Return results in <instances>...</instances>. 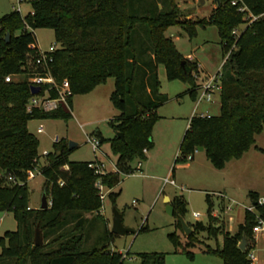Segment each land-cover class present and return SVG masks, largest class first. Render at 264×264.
<instances>
[{
	"label": "trees",
	"instance_id": "16d2710c",
	"mask_svg": "<svg viewBox=\"0 0 264 264\" xmlns=\"http://www.w3.org/2000/svg\"><path fill=\"white\" fill-rule=\"evenodd\" d=\"M217 1L210 18L199 21L182 20L176 0H30L32 9L26 16L17 9L0 17V211L12 213L17 221L15 231L0 237V264H124L125 259L122 252L106 244L83 247L89 221L91 227L94 221H103L110 241L118 235L109 229L101 213L103 202L96 187L99 177L89 167L90 161L69 159L66 138L53 143L54 151L46 154L47 165L41 169L50 206H29L27 182L39 164L40 144L27 124L33 118L67 121L72 117V98L68 106L60 103L54 111L35 107L28 111L33 96L28 79L35 72L48 69L58 85L67 79L74 95L88 93L110 78L115 80L110 100L120 114L109 124L124 138L115 135L109 139L118 172L101 178L111 190L119 184L122 173L134 171L132 162L146 159L144 150L153 148L152 132L160 118L157 110L168 101L161 93L158 66L164 65L167 79L188 81L189 94L195 99L198 96L199 64L179 51L173 36L166 34L167 28L179 25L193 37L197 26L213 23L221 37L223 55L229 53L221 68L220 113L189 119L176 162L202 149L213 166L222 169L252 147L264 153L255 138L264 130V16L253 21L245 18L249 12H264V0ZM242 5L249 11L240 10ZM241 24L245 26L241 28ZM45 27L54 29L57 43L47 68L37 64L40 47L34 31ZM236 28L238 35L233 33ZM19 74L25 78L6 81L9 75ZM45 91L51 98L59 97V91L49 84L41 86L40 95ZM108 196L115 203L119 193L109 191ZM250 196L255 211L246 209L235 233L225 231L221 248L206 249L223 264L253 263L248 258L250 242L259 217L264 218V204L257 203L259 193L251 191ZM206 198L209 222L189 225L193 232L186 237V249L196 246L201 232L218 236L211 223L216 217L210 195ZM172 203L178 216L184 217V198L176 196ZM178 219L176 226L183 230ZM36 226L43 232L42 245L34 243ZM169 237L175 245H182L178 233ZM243 238L247 244L242 251ZM185 253L189 258L194 255ZM139 257L142 264H166L162 252L139 253Z\"/></svg>",
	"mask_w": 264,
	"mask_h": 264
},
{
	"label": "rangeland",
	"instance_id": "374dc122",
	"mask_svg": "<svg viewBox=\"0 0 264 264\" xmlns=\"http://www.w3.org/2000/svg\"><path fill=\"white\" fill-rule=\"evenodd\" d=\"M176 1L182 12V20L209 19L218 6L217 0ZM17 9H19L17 0H0V17ZM31 9L30 0L21 2L20 12L23 16H26ZM244 26L245 24H241L240 27ZM34 31L41 49L49 48L52 44L57 45L53 28H37ZM166 34L173 36L177 48L183 55L192 53L199 63L200 70L196 73L198 83L196 88L199 96L200 87L209 75L221 70V64L225 59L216 25L208 23L206 26H197L196 35L193 37L179 25H172L167 28ZM1 40L0 35V43ZM157 70L161 93L168 96V101L157 110L160 118L152 132L153 148L145 154L146 159H136L132 162V168L136 169L139 161H142L143 175L136 170L134 175L122 173L119 184L111 191L119 193L116 202L113 203L109 196L103 202L109 229L112 227L115 207L123 214L124 226L136 229L137 233L116 236L110 241L103 221H94L92 227L89 221L86 224V240L83 247L91 249L106 244L114 251L123 253L124 264H142L139 253L156 252L166 254V264H223L219 257L207 253L206 249L208 246L221 248L225 231L235 233L238 230V225L244 221L246 209L253 205L251 191H259L264 196V153L252 147L248 153H244V158L242 155L240 159L231 160L222 169L215 168L202 149H197L193 153L194 159L186 158L176 162L177 157L180 156L179 147L189 126V119L201 114L219 115L220 96L216 94L213 102L204 100L197 105L198 96L195 99L189 94L188 81L167 79V70L163 64H160ZM24 78L23 74L17 77L12 75V80ZM32 78L33 75H30L28 80L31 85H35ZM114 89L115 80L110 78L88 93L74 95L72 117L67 121L60 118L30 119L27 127L37 136L40 144L39 164L32 171L27 182L31 209L41 206L46 182L41 169L47 165L46 154L54 151L53 143L57 138L59 140L66 138L76 143L69 152L68 157L71 161H91L97 157L106 162L108 168L113 167L111 160L115 163L117 156L112 151L109 139L115 137L116 133L109 122L120 114L110 100ZM40 125L43 126L41 133L38 132ZM88 135L99 140L103 139L100 152H94L93 146L87 141ZM255 138L256 145L264 149V130ZM174 166L173 176L171 173ZM171 176L176 180L177 186L165 185L164 180ZM180 187L184 188L180 189ZM208 194L213 212L216 214L214 216L216 218L211 223L219 231L218 236L201 232L198 234L199 241L196 246L186 249L184 245L186 235L176 226L177 215L168 214L166 197L184 198L187 213L183 218L188 225L198 221L207 225L210 219L207 209L209 203L206 198ZM170 204H173L172 201ZM194 212H199L200 216L195 217ZM16 228L17 221L14 215L0 211V237L6 231H15ZM173 232L179 234L182 245H175L171 241L169 235ZM259 240L258 246L253 250L256 246L253 234L250 252H254L256 256V264H264V232L260 233ZM185 250L193 252V257L189 258Z\"/></svg>",
	"mask_w": 264,
	"mask_h": 264
},
{
	"label": "built area",
	"instance_id": "2783aa9c",
	"mask_svg": "<svg viewBox=\"0 0 264 264\" xmlns=\"http://www.w3.org/2000/svg\"><path fill=\"white\" fill-rule=\"evenodd\" d=\"M23 0H17V4L19 5V10H20V6H21V2ZM234 3H236V1H234ZM240 10H248V7L246 5H242L239 7ZM260 16H264V12L255 14V13H247L245 15L246 19H249L250 21H253L254 19L260 17ZM233 33H235L236 35L239 34V29L236 28L233 30ZM56 49V44H52L50 45L49 48H45V49H41L40 48V53H39V57L37 59V64L44 66L45 68H47L48 66V62L51 61L53 59L52 53L55 51ZM229 54V53H228ZM227 54V55H228ZM227 55L225 56V58L227 57ZM191 55H189L190 57ZM225 60V59H224ZM224 62V61H223ZM222 65V64H221ZM221 78H222V69L220 71H217L215 74L213 75H209L208 79L206 80V82L203 83V85L200 87V95L198 96L197 99V105L200 104L201 102L208 101V102H213L214 101V95L221 93L222 87H221ZM7 82H11L12 81V75H9V77L6 78ZM32 81L34 82V84L36 86H42V85H46L49 84L50 87H54L57 89V91H59V97L57 98H51L48 95V91H45L46 94L45 95H33L30 100H29V104L27 106L28 111H32V108H38L41 109L45 112L47 111H54L58 108L60 103H65L68 106V102L71 98H73L74 96V92L71 90L70 87V83L67 79H65L61 85H58L55 82V79L52 75V73H50V71L48 69H46L45 73H39V72H35V74L33 75ZM41 91V90H40ZM41 93V92H40ZM202 116L206 115V114H201ZM209 115V114H208ZM43 131V126L40 125L38 128V132H42ZM87 141L89 143H91V145L94 148V152H98L100 150V145L101 142L99 139H97L94 136H87ZM148 151L145 149L144 153L146 154ZM187 159H193V155L192 154H188V156L186 157ZM142 161H139L138 166L136 168V171H139L140 168L142 167ZM89 167L93 170L94 174L99 177V179L96 182V187L99 189V195L101 196V200L102 202H104V200L107 198L108 196V192L110 191L104 184L101 178V175H104L106 173L109 172H118V169L116 166H114L112 169H109L107 167L106 162L104 161H100L97 160L95 158V160L90 161L89 163ZM136 171H133L130 174H135ZM129 175V174H127ZM10 180L12 178H9ZM165 184H172V185H177L175 179L171 178H166L165 179ZM180 189H183V187H180ZM258 205L259 204H264V196H260L258 199ZM103 207V206H102ZM229 209V208H227ZM247 209H249L250 211H255V207L253 205L249 206ZM102 210V209H101ZM194 216L195 217H199L200 213L199 212H194ZM253 232L254 235L256 234H260L262 232H264V218H260L258 219L257 223L255 224L254 228H253ZM248 258L250 260L253 261L252 264H254V254L252 252H250L248 254Z\"/></svg>",
	"mask_w": 264,
	"mask_h": 264
},
{
	"label": "water",
	"instance_id": "95a60500",
	"mask_svg": "<svg viewBox=\"0 0 264 264\" xmlns=\"http://www.w3.org/2000/svg\"><path fill=\"white\" fill-rule=\"evenodd\" d=\"M201 2H205V0H200ZM7 41H9V34L6 35ZM182 63H185V60H182ZM30 89L31 92L33 93V95H38L40 94V90L41 87L40 86H36V85H30ZM117 137H121L124 138L123 133L121 132H117L116 134ZM58 140V138L56 139V141ZM69 143V148L72 149L73 147L76 146V143H73L72 141H68ZM170 198L167 196L166 197V210L168 212L169 215H175L177 214L174 210V206L173 204H170ZM51 202L48 200V196H46V194H43V199H42V203L40 206V209H47L50 206ZM113 220H112V227H111V231L120 236V235H126L128 233H137V230L134 228H130L127 226H124L123 224V214L121 212H119L115 207L113 208ZM178 216V214H177ZM178 218L180 219L181 222V226L183 227V230L186 234V236L188 237L190 235V233L193 232V228L191 226H189L185 221L184 218L182 216H178ZM35 236H34V243L35 245H42L43 244V232L40 230L39 226H36L35 229ZM246 240L245 238L242 239V242L240 244V249L243 251L246 249Z\"/></svg>",
	"mask_w": 264,
	"mask_h": 264
},
{
	"label": "crops",
	"instance_id": "0c3cea01",
	"mask_svg": "<svg viewBox=\"0 0 264 264\" xmlns=\"http://www.w3.org/2000/svg\"><path fill=\"white\" fill-rule=\"evenodd\" d=\"M21 7V6H20ZM19 10V9H18ZM20 11V10H19ZM189 55H191L190 57H189ZM184 56H186L187 58H189V59H191V60H193V61H195V56L192 54V53H188V54H184ZM224 61V60H223ZM199 64V63H198ZM201 67V66H200ZM202 69V68H201ZM203 70V69H202ZM219 104H220V102H219ZM220 106H221V104H220ZM189 127V126H188ZM39 133H41V132H39ZM101 146V145H100ZM99 152H100V150H99ZM246 153H248V151L246 152ZM245 153V154H246ZM245 154H243V157L242 158H244L245 156ZM194 157V156H193ZM96 159L97 160H100L99 158H97L96 157ZM117 159V158H116ZM194 159V158H193ZM102 160V159H101ZM100 160V161H101ZM91 161H93V160H91ZM103 161V160H102ZM116 163H117V161L114 163L112 160H111V164H112V166L114 167V166H116ZM235 165V164H234ZM233 165V167H235ZM112 167V168H113ZM112 168H109V169H112ZM143 164H142V167L140 168V170H139V172L143 175ZM233 169H235V168H233ZM134 170H136V169H134ZM173 176H174V173H173V171H172V173H171ZM127 175V174H126ZM129 175H134V174H129ZM173 176H171L173 179H174V177ZM171 177H168V178H171ZM165 181V180H164ZM176 181V180H175ZM165 183V182H164ZM176 184H177V182H176ZM166 185V184H165ZM175 186V185H174ZM177 186V185H176ZM184 188V187H183ZM113 189V188H112ZM112 189L110 190V191H112ZM257 193H259V191L257 192ZM260 194V196H262L261 195V193H259ZM222 195V194H221ZM170 198V197H169ZM170 200L172 201V197L170 198ZM229 210V209H228ZM5 212V211H4ZM101 213H103V215L105 216V218L107 219V217H106V212H105V207H104V205H103V207H102V210H101ZM213 216H216V214L213 212ZM107 223H109V221H108V219H107ZM108 226H109V224H108ZM184 232V231H183ZM232 233V232H231ZM184 234H185V232H184ZM186 235V234H185ZM187 237V236H186ZM259 238H260V234H256L255 235V240H256V246L253 248V250L258 246V242L260 241L259 240ZM253 254H254V252H252ZM255 258H256V256H255V254H254V260H255ZM254 264H256V262L254 261Z\"/></svg>",
	"mask_w": 264,
	"mask_h": 264
}]
</instances>
